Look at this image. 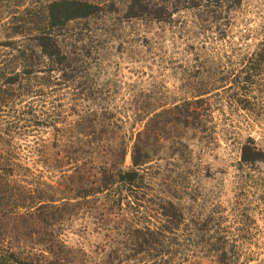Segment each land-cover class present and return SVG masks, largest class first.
Returning a JSON list of instances; mask_svg holds the SVG:
<instances>
[{"label": "rangeland", "instance_id": "obj_1", "mask_svg": "<svg viewBox=\"0 0 264 264\" xmlns=\"http://www.w3.org/2000/svg\"><path fill=\"white\" fill-rule=\"evenodd\" d=\"M13 1L0 2L2 91L21 71L6 42L28 44L6 28ZM88 1L102 13L66 24V65L20 77L0 103V253L31 264H264V163L240 161L243 146L264 152V0H155L165 22L125 19L129 0ZM186 102L196 120L162 135L144 185L74 198L80 185L101 187L85 177L90 164L108 168L123 142L131 170L149 113Z\"/></svg>", "mask_w": 264, "mask_h": 264}, {"label": "trees", "instance_id": "obj_2", "mask_svg": "<svg viewBox=\"0 0 264 264\" xmlns=\"http://www.w3.org/2000/svg\"><path fill=\"white\" fill-rule=\"evenodd\" d=\"M22 1L14 0L12 2L13 8L9 12V20L6 28L9 31V36L20 38L28 44L24 47L22 44L16 45L12 41L6 42V46L9 48L13 47L12 51L16 53L11 59L12 66L14 68H20L21 71L20 74L12 73L11 77L7 78L5 85L9 88L3 91L0 90V94L5 96L3 100H0V103L12 98V92L14 91L10 88L19 85L18 80H21L20 77L32 76L36 72V69L53 72L55 68L57 70L66 65L69 61V56L64 48L61 47L63 43L62 39L69 38L68 34H64L66 24L79 20H93L98 18L102 13L99 5L88 0H52L44 1V3L41 0H30V3L26 6H22ZM173 1L176 5L181 3L182 6H190L192 8L199 6L192 4V0ZM129 2L130 4L124 16L125 19L147 18L151 21L165 22L170 17L166 8L161 6L159 2H155V0L154 2L152 0H129ZM239 2L240 0H236L235 3ZM193 3L195 2L193 1ZM65 45H67V42ZM42 60L50 62V70L39 65ZM261 63H264V60ZM191 103L193 102H186L185 104L174 106V108L162 112L149 113L151 115L147 119L144 129L142 132L136 134L130 150L132 169H122L124 158L127 154L126 144L123 142L118 149L108 151L107 158H110L112 162L109 163L108 161V168H106L107 166L105 164L101 166L102 168L99 165L95 166L93 163L90 164L93 171L90 174L87 173L85 177L91 179L96 178V181L101 184V187L87 190L83 189L80 185L74 198L83 199L92 194L100 193L102 189L107 191L113 186L118 190L124 187L136 188V186L144 185V182L147 180L144 177V171L141 169L143 166L152 162L154 154L158 151L159 143L168 139L167 136L165 138L162 135L170 132L169 130L173 128V125L179 123L180 120H196L195 111L189 112ZM196 103L198 104V102ZM185 123L187 122H184L183 128L188 126ZM174 142L176 144L179 143L178 140ZM177 151L174 150V152ZM240 161L242 164L249 166L264 163V152L257 150L255 147H251L250 149L248 146H243ZM94 167L98 168V172H95ZM119 195L118 199L120 200H118L119 203L116 206L118 210H121L122 199ZM79 205L81 203L75 205L62 204L60 208L62 211L66 209L64 213H68L75 211ZM5 239L6 236L0 235V244ZM20 255L21 253H15L11 250L4 251L0 253V264H31L27 262L28 260H20L18 257ZM58 256L63 257V259L66 257L67 259L66 253L64 252H58Z\"/></svg>", "mask_w": 264, "mask_h": 264}]
</instances>
